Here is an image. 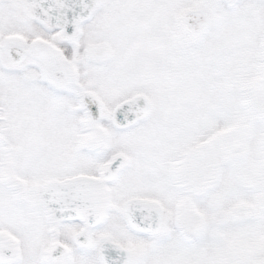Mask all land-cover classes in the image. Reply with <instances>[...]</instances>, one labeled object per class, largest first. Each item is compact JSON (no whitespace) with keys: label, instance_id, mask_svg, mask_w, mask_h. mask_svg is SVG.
Listing matches in <instances>:
<instances>
[{"label":"snow or ice","instance_id":"1","mask_svg":"<svg viewBox=\"0 0 264 264\" xmlns=\"http://www.w3.org/2000/svg\"><path fill=\"white\" fill-rule=\"evenodd\" d=\"M0 264H264V0H0Z\"/></svg>","mask_w":264,"mask_h":264}]
</instances>
